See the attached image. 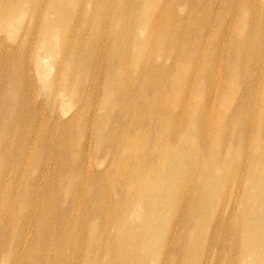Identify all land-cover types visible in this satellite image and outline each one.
<instances>
[{"label":"bare ground","instance_id":"6f19581e","mask_svg":"<svg viewBox=\"0 0 264 264\" xmlns=\"http://www.w3.org/2000/svg\"><path fill=\"white\" fill-rule=\"evenodd\" d=\"M1 35L70 120L0 165V264H264V0H0Z\"/></svg>","mask_w":264,"mask_h":264},{"label":"rangeland","instance_id":"374dc122","mask_svg":"<svg viewBox=\"0 0 264 264\" xmlns=\"http://www.w3.org/2000/svg\"><path fill=\"white\" fill-rule=\"evenodd\" d=\"M217 10H213L212 14L216 16ZM231 17L228 18V21L225 22L226 25H229L231 22ZM190 23V27L187 29L181 28V35L185 32H191L194 26H196V23ZM214 26V24L209 25ZM180 27H183L182 24H180ZM179 28V26H178ZM2 35L0 36V38ZM18 37V36H16ZM19 38V37H18ZM36 39V38H34ZM13 42H10L11 44ZM13 45V44H12ZM27 47L26 44H22V47L17 49L16 45H13V48L11 49L12 52L4 51L2 48L0 49V92H3L6 97V101L9 103V111L7 113V120L9 121L11 126H15V128L18 131V134H15L13 136H0V165L5 164L8 160H10L13 156L17 161L20 162L21 159V153H22V145H21V137L26 134L31 126L26 120L27 117V110L30 108L31 105H35L37 107L38 111H41V119L42 121L45 120V124L49 126H52L56 123L58 120V116L61 117L59 121L62 123L68 122L70 120V116H66L67 114V107L66 101L63 98H60V102L53 103L55 104L54 107L50 105V102H45L46 95L49 94L48 90L40 84L39 79L37 78V74L34 69L33 60L35 55L38 53H34L31 58H29V63L32 65V76L31 79H26L25 74H20L22 66H25L26 64V58H20L19 60L16 57V53L18 52H25L24 48ZM162 56H160L156 61L160 64L163 60L161 59ZM225 58V55L224 57ZM47 66V65H45ZM53 68V67H52ZM47 71L50 72V66ZM55 70V69H54ZM52 71V70H51ZM31 74V72H30ZM51 75V73H50ZM49 75V76H50ZM15 87H18L15 89ZM39 88V89H38ZM31 94H30V91ZM32 91H35V95L32 93ZM5 101V102H6ZM4 102V99H1L0 96V116L5 115L1 111L2 104ZM44 114V116H43ZM58 132H62V130H59ZM50 132H47L44 127L42 128V132L38 136V143L41 144L43 139L49 135ZM56 145L52 144L49 145L46 149V154H48L51 150H54ZM40 149V148H39ZM38 149V150H39ZM37 152L34 150V153ZM55 151H53L54 153ZM36 154V153H35ZM89 160L92 162L91 158ZM39 165V164H37ZM32 166H36L35 161L32 162L31 167L28 169L26 173V179L29 178V173L32 171ZM22 169V167H21ZM30 170V171H29ZM14 180L12 179L10 182L14 184ZM31 234L34 235L35 231L32 229Z\"/></svg>","mask_w":264,"mask_h":264}]
</instances>
